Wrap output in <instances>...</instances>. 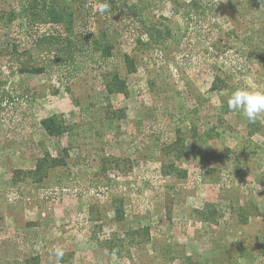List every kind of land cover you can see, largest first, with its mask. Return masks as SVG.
I'll use <instances>...</instances> for the list:
<instances>
[{"label":"rangeland","instance_id":"obj_1","mask_svg":"<svg viewBox=\"0 0 264 264\" xmlns=\"http://www.w3.org/2000/svg\"><path fill=\"white\" fill-rule=\"evenodd\" d=\"M20 1L0 0V16ZM128 2L146 4L165 28L162 43L137 41L140 23L120 9L101 15L108 0H88L75 30L104 29L113 56L69 78L20 73L9 61L14 42L29 48L53 25L28 33L0 21V264H61L57 247L75 264H264V119L227 106L246 83L264 91V0ZM109 71L125 93L109 91ZM53 114L67 120L63 136L40 125ZM178 137L187 174L166 176ZM45 153L64 164L38 183ZM206 203L214 221L196 213Z\"/></svg>","mask_w":264,"mask_h":264},{"label":"trees","instance_id":"obj_2","mask_svg":"<svg viewBox=\"0 0 264 264\" xmlns=\"http://www.w3.org/2000/svg\"><path fill=\"white\" fill-rule=\"evenodd\" d=\"M88 0H21L17 8L8 13H1L0 21L4 27H8L19 20L21 30L28 33L34 31L35 27L40 25H53L55 30L36 31L32 34L34 43L29 48L22 49L20 42H14L9 52V61L16 67L20 73H42L55 72L66 73L67 78L74 77L82 70V64L90 60H99L108 62L113 56V44L109 39V34L104 29L94 32H76L74 16L76 11L86 10ZM109 10L120 9L127 13L132 24L140 23L141 35L137 41L142 42V36H145L149 43L161 44L165 36V28L158 22L151 21L145 14L146 4L139 5L137 2H128V0H108ZM193 2V1H192ZM119 4V5H118ZM195 4V2H193ZM52 31V32H50ZM127 67L131 71L135 70L134 60L124 54ZM108 89L111 93H125L126 82L115 71L106 73ZM3 80L0 78V95L2 91ZM216 89V88H213ZM0 96V98H1ZM67 120L59 114H53L41 120L40 125L50 137H59L66 134ZM195 129V128H194ZM193 136L197 131L193 130ZM181 137L177 138L176 149L179 155H176L175 161L180 159L183 153L184 141ZM195 143L196 140H195ZM183 145V146H182ZM180 146V147H179ZM68 152L69 146L63 148ZM175 161L164 166L162 172L164 175H179L186 177L187 171L176 166ZM64 164V158L53 157L49 153L43 154L36 164L34 174L36 182L40 183L46 178L50 168H55ZM118 220L123 219V206L117 205L115 208ZM196 213L203 221H214L216 209L211 203H206L202 209H197ZM33 261V262H32ZM61 264H75L73 255L64 253L58 260ZM26 264H39L33 258Z\"/></svg>","mask_w":264,"mask_h":264},{"label":"clouds","instance_id":"obj_3","mask_svg":"<svg viewBox=\"0 0 264 264\" xmlns=\"http://www.w3.org/2000/svg\"><path fill=\"white\" fill-rule=\"evenodd\" d=\"M101 15L109 11V5L102 3L97 9ZM227 106L231 111H239L250 123L264 119V91L255 89L251 84L237 87L227 98ZM57 259L63 257L64 252L57 247L54 249Z\"/></svg>","mask_w":264,"mask_h":264},{"label":"crops","instance_id":"obj_4","mask_svg":"<svg viewBox=\"0 0 264 264\" xmlns=\"http://www.w3.org/2000/svg\"><path fill=\"white\" fill-rule=\"evenodd\" d=\"M260 121H261V120H260ZM262 121H264V120H262ZM258 127H259V129H260V128H262V126L260 125V123L258 124ZM263 129H264V128H263ZM260 130H261V129H260ZM255 132H257V131H255ZM175 164H176V166H177V167H179V168H180L179 161H176V163H175ZM181 169H182V168H181ZM183 169H184V168H183ZM170 175H171V174H169V175H166V176H170ZM173 176H175V175H173ZM210 223H212V222H210Z\"/></svg>","mask_w":264,"mask_h":264},{"label":"built area","instance_id":"obj_5","mask_svg":"<svg viewBox=\"0 0 264 264\" xmlns=\"http://www.w3.org/2000/svg\"><path fill=\"white\" fill-rule=\"evenodd\" d=\"M64 189H66V188H64Z\"/></svg>","mask_w":264,"mask_h":264}]
</instances>
